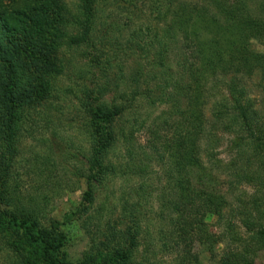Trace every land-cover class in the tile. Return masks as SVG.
Segmentation results:
<instances>
[{
	"label": "trees",
	"instance_id": "trees-1",
	"mask_svg": "<svg viewBox=\"0 0 264 264\" xmlns=\"http://www.w3.org/2000/svg\"><path fill=\"white\" fill-rule=\"evenodd\" d=\"M108 2L0 0V230L22 232L35 254L26 258L19 244H11L8 247L12 248V257L8 261L4 258V264H61L66 235L60 224L46 219L35 202L16 192L11 175L26 122L44 109L49 103L47 98L58 90L67 68L63 58L72 50L90 48L89 65L105 77L96 94L85 90L84 97L78 98L80 108L89 117L83 206L95 204L98 187L115 172L108 162L118 139L115 121L141 102H158L170 108L161 124L154 123L152 128L142 124L149 135V144L142 148V163L155 160L170 177L171 206L166 208L175 212L172 222L176 229L165 236L180 247L177 253L181 257L177 255L176 264H200L199 256L193 253L194 244L203 240L214 244L205 219L208 215L222 219L228 204L219 189L214 167L203 158L202 144L209 124L203 112L205 97H212L221 89L228 92V97L223 93L214 102L213 124L224 123L223 129L234 131L238 137L247 133L254 143L259 141L264 161V141L255 136L258 114L254 105L247 102L245 82L257 71L264 76V54L250 48L252 40L264 44V6L257 7L254 0H159L152 8L157 18L140 23L125 40L128 54L124 51L121 60L134 59V68L125 69L114 57L118 65L113 71L115 65L107 62L110 57L104 51L106 46L101 48L99 44L108 36L113 44H121L123 28L130 30L134 23L129 18L132 24L97 29L99 21H103L102 6ZM156 21L163 23L159 29ZM100 30L104 32L98 38ZM228 119L230 126H226ZM134 132L128 131L129 135ZM128 137L123 133L126 144L130 143ZM259 238H264V231ZM139 247L137 240H131L127 251L119 252L116 264H130ZM95 262L96 258L87 252L80 264ZM220 264L253 262L228 255Z\"/></svg>",
	"mask_w": 264,
	"mask_h": 264
},
{
	"label": "rangeland",
	"instance_id": "rangeland-1",
	"mask_svg": "<svg viewBox=\"0 0 264 264\" xmlns=\"http://www.w3.org/2000/svg\"><path fill=\"white\" fill-rule=\"evenodd\" d=\"M108 1L109 4L102 6L103 21H99L97 29L100 26L105 30L113 24L123 27L131 23L129 18L134 24L131 23L130 30L127 26L123 28L121 44H113L109 41L111 36H108L101 41L104 45H99L101 48L106 46L104 51L110 57L107 62L115 65L113 71L118 65L114 57L120 59L125 69H133L134 59L121 60L125 56L124 51L127 53L125 40L130 33L136 32L140 23L157 18L152 8L159 0ZM254 3L257 7L264 6V0H254ZM250 4L253 6V2ZM155 23L158 29L163 24L160 21ZM101 30L98 38L103 35ZM143 41L145 46L146 40ZM250 48L264 54V44L259 40H252ZM89 49L72 50L63 58L67 61V68L58 83V90L47 98L49 103L45 108L26 122L20 154L12 169L11 184L16 192L35 202L46 219L60 224L66 235V245L60 254L61 264H80L87 252L96 258L94 264H116L119 252L127 251L133 239L140 247L134 250L130 264H176L177 255L181 257L177 253L180 247L175 246L176 242L170 236H165L176 229L172 222L175 212L166 208L172 194L170 177L155 160L142 163V148L149 144V135L142 124L151 128L154 123L161 124L170 110L165 104L138 103L115 121L114 131L118 139L108 159L115 172L98 187L93 206L81 204L87 191L82 175L89 144L86 133L89 117L83 113L86 110L80 108L78 98L84 97L85 90L96 94L105 81L104 73L89 65ZM150 52L155 53L154 50ZM103 61L105 64L106 57ZM245 82L247 102L254 105L258 114L255 136L264 141L263 73L257 71L245 78ZM223 93L227 96L228 92L221 89L204 99L203 112L209 124L202 150L204 161L214 167L219 189L228 204L222 219L214 215L205 219L208 235L214 239V244L197 241L193 253L199 256L200 264H220V260L228 255L253 264H264V238H259L260 232L264 231L262 148L260 142L254 143L247 133H241L240 139L234 131L223 129L224 123L213 124L214 102L222 98ZM227 104L230 112L231 105ZM228 120L226 126H230L231 119ZM129 130H134V134L129 135ZM125 132L129 136V144L123 141ZM241 168L245 169L239 171ZM124 235L125 239H122ZM11 244H19L26 258L35 256L22 232L0 230V264H4V258L8 261L12 257V248L8 247Z\"/></svg>",
	"mask_w": 264,
	"mask_h": 264
}]
</instances>
